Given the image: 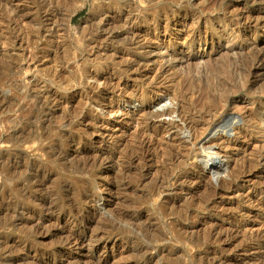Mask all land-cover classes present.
<instances>
[{
    "label": "rangeland",
    "instance_id": "1",
    "mask_svg": "<svg viewBox=\"0 0 264 264\" xmlns=\"http://www.w3.org/2000/svg\"><path fill=\"white\" fill-rule=\"evenodd\" d=\"M263 230L264 0H0V264H264Z\"/></svg>",
    "mask_w": 264,
    "mask_h": 264
},
{
    "label": "bare ground",
    "instance_id": "2",
    "mask_svg": "<svg viewBox=\"0 0 264 264\" xmlns=\"http://www.w3.org/2000/svg\"><path fill=\"white\" fill-rule=\"evenodd\" d=\"M47 17H48V15H47ZM50 17H51V15H50ZM52 17H53V16H52ZM48 18H49V17H48ZM45 19H46V18H45ZM47 22H48V20H47ZM50 22H51V21H50ZM50 22H48V24H50ZM52 26H53V27H52ZM47 27H49V26H47ZM50 27L55 28L54 24L50 25ZM48 30L50 31L49 28H48ZM55 30H56V28H55ZM53 31H54V30H53ZM47 32H48V31H47ZM51 32H52V31H51ZM51 32H49V33H51ZM157 34H158V33H157ZM144 35H145V34H144ZM157 36H158V35H157ZM152 37H153V36H152ZM155 37H156V36H155ZM156 40H158V38H157ZM156 40H155V41H156ZM153 41H154V40H153ZM95 80H96V78H95ZM95 80H94V81H95ZM117 82H118V81H117ZM121 87H122V86H121ZM123 90H124V89H123ZM121 91H122V90H121ZM116 93H117V92H116ZM117 108H118V107H117ZM108 111H110V110H108ZM112 111H115V112H116V110H112ZM121 111H122V110H120V112H119V110H118V113H121L122 116H126V117H129V118H131V119H132L133 116L135 115V112H134V111L129 112V113H128V112H123V111L121 112ZM107 114H109V113H107ZM111 115H113V114H111ZM111 115H110V116H111ZM115 115H117V114H115ZM115 115H113L114 118H115ZM118 115H119V114H118ZM231 118H232V116H231ZM134 119H135V118H134ZM171 120H172V119H171ZM225 120H226V119H225ZM225 120H224V121H225ZM135 121H136V120H135ZM183 122H184V121H183ZM167 123H168V122H167ZM138 124H139V123H138ZM171 124H172V123H171ZM173 124H174V123H173ZM173 124H172V126H174ZM168 125H169V124H168ZM207 125H208V124H207ZM207 125H206V126H207ZM212 125H213V124H212ZM227 125H230V123L227 124ZM165 126H166V124H165ZM170 127H171V126H170ZM186 127H187V126H186ZM188 127H189V126H188ZM207 127H208V126H207ZM216 127H217V126H216ZM229 127H230V126H229ZM134 128H135V127H134ZM136 128H137V126H136ZM136 128H135V130H136ZM184 128H185V127H184ZM202 128H203V127H202ZM224 128L226 129V127H224ZM227 128H228V127H227ZM168 129H169V128H168ZM173 129H174V127H173ZM180 129H181V128H180ZM182 129H183V128H182ZM186 129H188V128H186ZM200 129H201V128H200ZM205 129H206V128H205ZM164 130H166V129H164ZM171 130H172V129H171ZM198 130H199V129H198ZM169 131H170V130H169ZM172 131H173V130H172ZM172 131H171V132H172ZM205 131H206V130H205ZM133 132H134V130H133ZM191 132H192V131H191ZM215 132H216V131H215ZM234 132H235V130L232 129L231 133H234ZM165 133H166V132H165ZM213 133H214V132H213ZM136 134H137V132H136ZM171 134H172V133H171ZM189 134H190V133H189ZM197 134H198V133H197ZM218 134H219V133H218ZM166 135H167V134H166ZM201 135H202V134H201ZM221 135H222V134H221ZM172 136H173V135H172ZM195 136H196V135H195ZM226 136H227V135H226ZM166 137H167V136H166ZM176 137H177V136H176ZM199 137H200V136H199ZM228 137H230V136H228ZM190 138H191V137H190ZM187 139H189V138H187ZM195 139H196V138H195ZM197 139H198V138H197ZM200 139H201V138H200ZM220 140H221V139H220ZM186 141H187V140H186ZM189 141H190V140H189ZM192 141H194V140H191V142H192ZM196 142H197V141H196ZM199 142H200L199 147H200V148H203L204 150L206 149V151H208V149H207L206 147H208V146L211 144V143H210V142H211V139H206V138H205V139H202V141H199ZM218 142H219V141H218ZM218 142H217V143H218ZM223 142H225V141H223ZM178 143H179V142H178ZM183 143H184V140H183ZM209 143H210V144H209ZM148 144H149V142H148ZM150 144H151V143H150ZM185 144H186V143H185ZM189 144H190V143H189ZM189 144H188V145H189ZM195 144H196V143H195ZM208 144H209V145H208ZM212 144H213V143H212ZM214 144H215V143H214ZM214 144H213V145H214ZM192 145H193V144L191 143V146H192ZM205 145H208V146L205 147ZM218 145H219V144H218ZM221 145H222V144H221ZM182 146H183V145H182ZM191 146H190V147H191ZM211 146H212V145H211ZM214 146L216 147V145H214ZM223 146H224V145H223ZM187 147H188V146H187ZM194 147H195V146H194ZM194 147H193V148H194ZM196 147H197V144H196ZM196 147H195V148H196ZM204 147H205V148H204ZM219 147H220V145H219ZM191 148H192V147H191ZM191 148H190V149H191ZM210 148H211V147H210ZM212 148H213V147H212ZM223 148H224V147H223ZM35 149H36V148H35ZM184 149H185V148H184ZM187 149H188V148H187ZM203 149H200V150L198 149V150H199L200 152H202ZM216 149H217V150H214V152H212V151H211V152H212V154L219 156V155H220V150H219L220 148L218 149V147H217ZM191 150H192V149H191ZM201 150H202V151H201ZM186 151H187V150H186ZM192 151L195 152L196 150H192ZM199 151H198V152H199ZM206 151H204V152H206ZM223 151H225V150H223ZM187 152H188V151H187ZM211 152L209 151V154H210ZM206 153H207V152H206ZM206 153H205V154H206ZM222 153H223V152H222ZM225 153H226V152H225ZM193 154H194V153H193ZM201 154H202V153H201ZM206 155H208V153H207ZM206 155H205V156H206ZM210 155H211V154H210ZM211 156H212V155H211ZM219 157H220V156H219ZM194 158H195V157H194ZM196 159H198V158L196 157ZM196 159H195V160H196ZM213 159H214V158H213ZM195 160L193 159V161H195ZM200 160H201V159H200ZM202 160H203V158H202ZM205 160H206V159H205ZM198 161H199V160H198ZM198 161H196V162H198ZM206 161H207V160H206ZM216 161H217V160H216ZM196 162H195V163H196ZM199 162H200V161H199ZM199 162H198V166H197V168H198V170L201 171L202 173L207 174V175H212V176H213V175L217 172V171H215V170H216V166L218 165V164H216L218 161H217L216 163H214V161L211 159V160H209L208 162H205V163H201V164H199ZM201 162H202V161H201ZM192 163H193V162H192ZM220 164H221V163H220ZM220 164H219V165H220ZM223 164H225V163H223ZM195 165H196V164H195ZM195 165H194V166H195ZM225 165H226V164H225ZM228 165H229V163H228ZM223 166H224V165H223ZM225 168H226V167H224V169H225ZM226 169H228V168H226ZM226 169H225V171H223V172H226ZM195 170H196V166H195ZM221 171H222V170H221ZM227 172H228V170H227ZM227 172H226V173H227ZM197 173H198V172H197ZM199 174H200V173H199ZM216 174L218 175V172H217ZM222 174H224V173H222ZM218 176H220L219 179H218V180H220V179H221V175L219 174ZM218 176H217V177H218ZM228 176H230V175H228ZM208 177H209V176H208ZM226 177H227V176H226ZM208 179H209V178H208ZM230 179H231V178H230ZM210 180H211V179H210ZM223 180H224V179H223ZM233 180H234V179H233ZM233 180H232V182H233ZM229 181H230V180H229ZM207 182H209V180H208ZM210 182H211V181H210ZM223 182H224V181H223ZM159 183H160V182H159ZM218 183H219V181H218ZM160 185H161V184H160ZM173 186H174V185H173ZM217 186H219V185H217V183H216V181H215L214 188L217 187ZM157 190H158V189H157ZM157 190H156V192H158L157 194H163V192H164V191H162V190H161V191H157ZM172 190H173V189H172ZM215 190H216V189H215ZM156 192H154V194H155ZM166 193H168V192H166ZM164 194H165V192H164ZM168 194H169V193H168ZM39 206H40V205H39ZM42 207H43V206H42ZM109 216H110V215H109ZM39 226H40V225H39ZM262 228H263V227H262ZM263 231H264V230H263ZM260 233H261V232H260ZM262 233H263V232H262ZM263 237H264V236H263ZM74 243H75L76 245L79 246V244H80V240H79V239H76Z\"/></svg>",
    "mask_w": 264,
    "mask_h": 264
}]
</instances>
